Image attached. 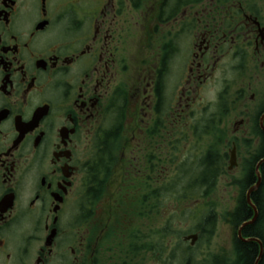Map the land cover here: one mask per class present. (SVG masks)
Here are the masks:
<instances>
[{"label": "flooded vegetation", "instance_id": "af4514ba", "mask_svg": "<svg viewBox=\"0 0 264 264\" xmlns=\"http://www.w3.org/2000/svg\"><path fill=\"white\" fill-rule=\"evenodd\" d=\"M223 99L263 129L264 0H0V264H141V179L196 172Z\"/></svg>", "mask_w": 264, "mask_h": 264}, {"label": "rangeland", "instance_id": "374dc122", "mask_svg": "<svg viewBox=\"0 0 264 264\" xmlns=\"http://www.w3.org/2000/svg\"><path fill=\"white\" fill-rule=\"evenodd\" d=\"M233 71L235 70H229L227 75L231 81L238 79L235 78L236 73L234 72L233 74ZM216 90L217 88L215 87L214 89L207 90L205 93V96L210 99L212 104L216 102L214 99ZM245 101L241 100L233 104L226 99L220 100L222 103L221 106L225 108V112L219 115L220 118L223 116L220 121L221 123L218 124V118L213 121L214 128H211L213 131L210 133V136L207 139V136L204 137L203 140H200L195 145L191 153L192 157H190V159L192 158L191 163L196 168L202 155L210 146L219 152V154L225 151L229 156L230 150L233 144H235L236 150H234V155L236 165L231 170H228L227 167L225 169L223 168L224 173L218 178L214 189L203 197H198L197 195L196 198L198 200H175L166 204L159 213H157V210L154 212L152 209L148 216L141 217V264H169L168 260L171 263L173 261L175 263L176 261L181 262L186 256H182L183 258L181 259V253L176 247H180V245L184 247L189 244V242L182 241L183 235L194 233L195 231L193 230L196 227H204V224L207 225V222H204V220L211 208L215 212V224L211 227L212 234L209 238L201 236L194 245H191L193 249L191 251L192 258L190 262L192 264H218L222 261H228L229 264H232L236 260L237 255L233 247L236 229L231 223L232 218H230L228 213L235 208L242 191L241 182L246 173V167L248 166V162L245 160L255 152L258 146V143L255 141L256 135L252 133V126L250 127L251 134L244 136L242 128L236 130L234 128L236 125H233L238 120V113L244 110V106L239 105ZM249 105L253 106V108L250 106L249 110H247L250 125H252L256 121L255 116L259 109L253 104ZM211 111L214 114L216 113L214 105H212ZM190 143H193V139ZM181 155L182 153H179V156ZM164 175L162 173L160 176L161 180L164 179ZM170 177L168 176L167 178ZM155 178L160 180L157 175L144 176V180L143 178L141 179V192L149 190L147 187L152 189L156 185L152 182ZM182 181L185 180H178L177 182ZM166 219L170 220L178 230V233L174 234L177 236L171 238L170 241H167L170 238L163 237L162 233H156L161 230Z\"/></svg>", "mask_w": 264, "mask_h": 264}, {"label": "trees", "instance_id": "16d2710c", "mask_svg": "<svg viewBox=\"0 0 264 264\" xmlns=\"http://www.w3.org/2000/svg\"><path fill=\"white\" fill-rule=\"evenodd\" d=\"M212 119L210 120V128H212ZM256 125V121H255ZM209 128V129H210ZM258 132H260L258 130ZM262 133V132H261ZM257 149V154L254 155V159L252 164H250L248 171H246L244 178L242 179L241 182V194L240 197L238 198V202L235 206V208L228 213L231 219V223L233 224L234 228L236 229L237 226V221H242V220H247L251 217L252 215V209L249 207V205L246 202L245 198V190L246 188L253 184L256 180L255 174H254V162L257 160V158L264 157V133L262 134V139H260V143L258 145ZM218 152L215 151L213 147H209L208 151L205 153V155L202 156L201 158V165L203 166V171L206 172V175L210 177V179H213L212 184L214 181L220 177V175L224 172L223 168L221 167V160H220V154L217 155ZM208 166V167H207ZM201 169L199 168L198 171ZM181 176V175H180ZM179 175H177V178H180ZM261 176H262V183H264V163L261 166ZM173 179V178H172ZM170 180L168 178L166 181L160 182L159 186L153 189L148 188L149 190L145 192H141V217L148 216L149 213L152 211L155 212L156 210L159 213L164 206L172 201H179V200H190L192 199L194 201L197 200L196 196H204L207 194L209 191H207V186L202 182L196 181L195 182V190L193 195H187L185 192V187L187 180L183 181L181 185L174 189L172 188L173 185V180ZM180 182H177V184ZM197 184H202L203 188L200 189ZM261 189L262 187L260 186L259 189L252 193L251 197L254 203L256 204L258 208V220L256 223L252 225H248L242 229V236L243 237H252L256 236L261 239L264 245V211L261 209L260 206L261 204ZM151 197V199H150ZM145 213H144V210ZM148 209V210H147ZM209 209L208 215L205 218L204 222H210L212 224L214 222L213 217L214 213ZM176 213V211H174ZM178 214V213H177ZM239 219V220H237ZM237 230V229H236ZM171 231V232H170ZM158 234L162 233L163 237H167L170 239H167V241H170L171 238H174L173 235L178 233L177 228H175L170 220L165 221L164 225L161 227V230L156 232ZM177 236V235H174ZM166 242V241H165ZM167 244V243H164ZM234 249L235 253L237 255V260L239 264H253L254 260L256 259V256L258 254V246L255 242H242L240 241L236 234L234 235ZM258 264H264V254L262 258L260 259Z\"/></svg>", "mask_w": 264, "mask_h": 264}, {"label": "bare ground", "instance_id": "6f19581e", "mask_svg": "<svg viewBox=\"0 0 264 264\" xmlns=\"http://www.w3.org/2000/svg\"><path fill=\"white\" fill-rule=\"evenodd\" d=\"M261 110H262V108H261ZM212 115H211V119H212V122L215 120V119H217L218 118V113H211ZM256 118H257V116H256ZM263 118H264V112L262 113V115H261V117H260V121L262 120V122H263ZM210 119V120H211ZM218 120V119H217ZM263 124V123H262ZM263 127H264V125H263ZM263 130V131H262ZM262 130H259L260 132H256V136L258 137V138H260V139H262V134L264 133V128L262 129ZM262 132V133H261ZM253 159H254V157H253ZM264 159V157H260V158H257V163H256V165L254 166L253 165V168H254V174L256 175V166L259 164V162L261 161V160H263ZM253 162V161H252ZM255 163V162H254ZM262 163H264V161L263 162H261L260 164H259V167H258V171H259V173H260V176H261V171H260V165L262 164ZM200 164H201V160L199 161V163H198V166H197V171L196 172H191V173H189L188 175H187V183H186V187H185V192H186V194L187 195H193V193H194V190H195V182L197 181L198 182V180L199 181H202L207 187V191H212L213 189H214V187H215V185H216V183H217V181L215 180L214 181V183L212 184V181H213V179H210V177L209 176H207L206 175V172L205 171H203V166L201 165V167H200ZM252 164V163H251ZM208 167V166H207ZM201 169L200 171H198V169ZM218 180V179H217ZM183 182V181H182ZM182 182H180V183H178V184H176V185H172V188H174V189H176V188H178L180 185H181V183ZM198 185V187L200 188V189H202L203 188V185L202 184H197ZM263 190H264V185H263ZM247 202V201H246ZM261 204H262V206H260L261 207V209L264 211V198H262L261 199ZM248 204V203H247ZM249 205V204H248ZM254 206H255V208H256V211H257V217H256V219H255V221L253 222V223H251V224H247L249 221H251L252 220V218H253V215H254V213L252 212V215H251V217L249 218V219H247V220H242V221H237V226H236V229L238 230L239 228H240V226H242V224H246V225H244L242 228H241V232H242V229L244 228V227H246V226H248V225H252V224H254V223H256V221L258 220V208H257V206L255 205V204H253ZM249 207L251 208V206L249 205ZM252 209V208H251ZM214 214H215V212H214V210H211ZM214 217H215V215H214ZM214 217H213V220H214ZM237 220H239V219H237ZM166 221V220H165ZM165 223V222H164ZM213 224H215V221L212 223V224H210V222H208L207 223V225H205L204 224V227H196L193 231H195L194 233H197V235H198V238H197V240L201 237V236H206L207 238H209L210 236H211V234H212V229H211V227H212V225ZM164 225V224H163ZM171 232V231H170ZM173 237H174V235H173ZM242 238V239H241ZM241 238L239 239L240 241H242V242H255V241H246L247 239H252V238H255V237H243L242 236V234H241ZM183 244V243H182ZM176 249L181 253V259L183 258V257H185V258H183V260L181 261V262H178V261H176V263L173 261V263L174 264H192L191 262H190V260H191V258H192V253H191V251H192V249H193V247L192 246H190V245H187V246H181L180 245V247H176ZM164 251V250H163ZM183 256V257H182ZM171 258V257H170ZM172 259V258H171ZM261 259V258H260ZM173 260V259H172ZM256 260H257V257H256V259L254 260V263L253 264H255V262H256ZM260 261V260H259ZM259 261H258V263H259ZM168 263L169 264H173V263H171V261L170 260H168ZM257 263V264H258ZM218 264H229V262L228 261H222V262H219ZM232 264H239V262L238 261H234Z\"/></svg>", "mask_w": 264, "mask_h": 264}, {"label": "water", "instance_id": "95a60500", "mask_svg": "<svg viewBox=\"0 0 264 264\" xmlns=\"http://www.w3.org/2000/svg\"><path fill=\"white\" fill-rule=\"evenodd\" d=\"M260 124H261L262 128H264L263 125H262V120L260 121ZM233 152H234V150H232V153H231V159H230V164H231V165L234 164V154H233ZM263 161H264V159L261 160V161L259 162V164H260L261 162H263ZM259 164L256 166V177H257L256 183H255V184H254V185H253V186H252V187L246 192L247 203L251 206V208H252V210H253V213H254L252 220L249 221L247 224H251V223H253V222L255 221L256 217H257V211H256L255 206L253 205V203H252L251 200H250V194L253 193V192H255L256 189L258 188V186H259L260 183H261V176H260V173H259V171H258ZM231 165H230V167H231ZM230 167H229V168H230ZM244 225H246V224H245V223L242 224V226H240V228L237 230V234H238L239 238H241V228H242ZM196 238H197V235H196V234H193V235H189V236L185 237V240H189V239H191V244H194ZM241 239H242V238H241ZM246 241H257V242H259L256 238L247 239ZM259 243H260V242H259ZM261 257H262V245H261V243H260V252H259V255H258V258H257L255 264L258 263V261L260 260Z\"/></svg>", "mask_w": 264, "mask_h": 264}]
</instances>
